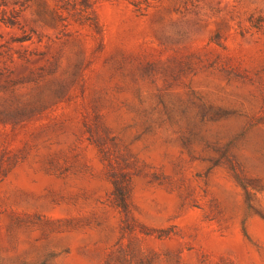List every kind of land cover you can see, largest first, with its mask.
<instances>
[{"label":"rangeland","instance_id":"374dc122","mask_svg":"<svg viewBox=\"0 0 264 264\" xmlns=\"http://www.w3.org/2000/svg\"><path fill=\"white\" fill-rule=\"evenodd\" d=\"M0 264H264V0H0Z\"/></svg>","mask_w":264,"mask_h":264},{"label":"trees","instance_id":"16d2710c","mask_svg":"<svg viewBox=\"0 0 264 264\" xmlns=\"http://www.w3.org/2000/svg\"><path fill=\"white\" fill-rule=\"evenodd\" d=\"M109 162V166L111 167L112 173L110 175V181L112 185V196L114 198V202L116 206L122 210L125 216L129 213V177L124 172H116L114 167L111 165L110 160L107 159ZM231 163V161H230ZM232 164V163H231ZM234 169V165H232Z\"/></svg>","mask_w":264,"mask_h":264}]
</instances>
